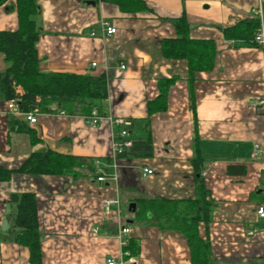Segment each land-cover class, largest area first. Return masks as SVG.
<instances>
[{
	"label": "crops",
	"instance_id": "obj_1",
	"mask_svg": "<svg viewBox=\"0 0 264 264\" xmlns=\"http://www.w3.org/2000/svg\"><path fill=\"white\" fill-rule=\"evenodd\" d=\"M145 2L149 10L125 12L105 0H37L40 68L104 74L106 114L93 126L85 114L54 105L29 123L6 109L9 100L0 91V167L10 171L8 179L0 178V264H32L29 247L14 238L24 193L37 200L41 264H193L185 234L150 213L139 215L140 200H193L201 177L213 208L198 230L211 245L213 264H264V217L257 213L264 202V49L224 32L255 16L253 8L264 15V0ZM183 15L192 39L213 41L211 68L193 73L186 58L164 55L163 40L177 37L175 20ZM101 20L117 33L100 35ZM17 28L16 0H6L0 30ZM6 66L0 54V70ZM163 80L171 81L164 108L157 101ZM151 103L157 107L151 110ZM117 117L131 120L133 129L149 122L152 156L116 154ZM47 150L107 158L110 170L104 181L86 170H19L33 153ZM145 167L153 173L144 175ZM107 197H119L120 204L106 210ZM124 225L129 233H121Z\"/></svg>",
	"mask_w": 264,
	"mask_h": 264
},
{
	"label": "trees",
	"instance_id": "obj_2",
	"mask_svg": "<svg viewBox=\"0 0 264 264\" xmlns=\"http://www.w3.org/2000/svg\"><path fill=\"white\" fill-rule=\"evenodd\" d=\"M6 0H0L2 5ZM117 4L125 12L149 10L145 0H105ZM18 28L0 30V54L7 66L0 70V91L7 100L16 99L21 110L31 111L35 108L42 112L56 108L67 113L88 115L94 109L105 116L104 101L107 98V81L104 74L73 73L67 71H44L40 68L37 55V42L42 33L37 23L40 8L37 0H16ZM177 37L163 40V53L167 57L186 58L191 72L209 69L215 46L211 40L192 39L189 35L190 25L183 15L175 20ZM260 27L257 16L242 19L233 26L224 28L225 36L244 43L256 44L255 35ZM170 80L161 81V93L157 101L162 108L167 96ZM162 83L165 85L162 86ZM151 110L155 103H151ZM33 142L38 141L34 132ZM129 137L132 145L117 155L152 156L153 145L149 122L141 129L130 128ZM96 160L111 163L107 158L82 157L62 154L52 150L33 153L19 170L34 174H78L86 170L96 177L101 174L95 165ZM236 166H229L234 171ZM104 170H110L104 165ZM10 171L0 167V178L8 179ZM198 196L189 201L170 199H141L139 215L150 213L151 217L161 222L162 226L174 227L182 231L191 249L193 264H213L211 245L199 234L198 224L210 218L213 200L206 188L203 178H199ZM14 238L29 247L31 263L41 264V239L38 223L37 200L34 193H24L19 197L14 221ZM131 248V244H129Z\"/></svg>",
	"mask_w": 264,
	"mask_h": 264
},
{
	"label": "built area",
	"instance_id": "obj_3",
	"mask_svg": "<svg viewBox=\"0 0 264 264\" xmlns=\"http://www.w3.org/2000/svg\"><path fill=\"white\" fill-rule=\"evenodd\" d=\"M252 13L257 16L260 20V27L258 31L256 32L255 35V41L264 49V15L262 10L257 7L252 9ZM99 31L100 35L102 36H110V35H115L117 33V28L113 26L109 21L107 20H101L99 23ZM97 34V28L93 27L91 29V35H96ZM93 66L96 65V62L92 63ZM125 63H121V68L124 69L126 68ZM6 109L11 112L14 115L18 114H23L25 119L29 123H36L37 122V114H38V109L35 108L31 111H23L20 109L17 100L16 99H10L7 104H6ZM63 113H67L64 110L62 111ZM104 116L100 115L96 109H94L90 114L85 115V121L93 126L98 125V123L103 119ZM115 125L119 126V129H117L116 132V142H115V149H116V154L117 152L122 151L125 148H129L132 145V139L129 137L130 135V128L133 126L132 121L129 119H124V118H114L113 119ZM259 150L255 149L253 152V156H257L259 154ZM95 165L97 166L99 174L97 176L98 181H104L105 178L107 177V172L104 170V165L100 160H96ZM153 169L145 167L143 169V174L148 175L152 174ZM120 204V198L119 197H107L102 200V206L106 210H109L113 205H119ZM257 213L261 216L264 217V202L259 204L257 208ZM130 228L126 225H124L121 228V233H129ZM250 233H253V231H250ZM123 245L126 244V241L122 242ZM132 260L131 259H122L119 264H130ZM108 264H116L114 260H110Z\"/></svg>",
	"mask_w": 264,
	"mask_h": 264
},
{
	"label": "water",
	"instance_id": "obj_4",
	"mask_svg": "<svg viewBox=\"0 0 264 264\" xmlns=\"http://www.w3.org/2000/svg\"><path fill=\"white\" fill-rule=\"evenodd\" d=\"M135 206H136V204H135V202H133V203H131L130 208H132L133 210H135Z\"/></svg>",
	"mask_w": 264,
	"mask_h": 264
}]
</instances>
